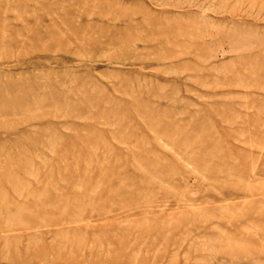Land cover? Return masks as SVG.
Here are the masks:
<instances>
[{
	"label": "rangeland",
	"instance_id": "obj_1",
	"mask_svg": "<svg viewBox=\"0 0 264 264\" xmlns=\"http://www.w3.org/2000/svg\"><path fill=\"white\" fill-rule=\"evenodd\" d=\"M0 264H264V0H0Z\"/></svg>",
	"mask_w": 264,
	"mask_h": 264
}]
</instances>
